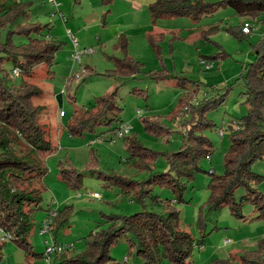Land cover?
Segmentation results:
<instances>
[{"label":"rangeland","instance_id":"rangeland-1","mask_svg":"<svg viewBox=\"0 0 264 264\" xmlns=\"http://www.w3.org/2000/svg\"><path fill=\"white\" fill-rule=\"evenodd\" d=\"M18 1L32 3L33 15L35 12L42 13L39 23L50 24L51 30L53 26L58 27L57 33L63 31L55 8L46 0ZM202 1L216 3L221 0ZM72 4H76L75 0ZM35 15L33 19L36 18ZM164 22H168V32L164 33L160 44V56L148 41L135 43V47L140 49L137 52L140 58L136 60L144 64L143 72L137 79L130 78L122 82L121 79L107 76V73L114 69L109 57L115 55L121 59L124 57L123 53L121 55L112 50L92 46L87 48L93 49L94 53L83 55L81 63L77 62L72 57L73 46L67 36L58 40L64 45L57 52L53 66L40 64L36 67L30 82L41 93L39 97L34 98L33 105L40 108L38 122L45 129L46 138L56 149L55 154L46 161L48 174L44 179L46 189L42 195L41 208L35 211L31 218L34 229L29 242L33 246V252L44 254V257L27 256L22 248L6 237L8 233L0 230V244L4 245L0 264H53L56 256L46 259L45 241L50 244L55 242L64 246L72 245L68 256L80 254L86 249V238L99 228L106 227V217H127L143 210V206L133 200L134 194H125L117 186H108L106 179L98 178L99 172L138 182H144L150 176L149 173H141L134 166L124 138L114 137L115 142L110 141L109 131L115 128L116 124L110 129L101 126L94 133H84L82 136H71L69 132V125L73 122L76 110H90L97 98L118 88L122 125L131 126L128 136L136 137L151 151L163 154L151 164L153 172H168L170 165L164 155L177 152L183 144L186 121L189 119L183 116L174 119L173 115L186 92L198 85L196 104L204 97H218L228 92L225 103L207 114V118L215 124V129L207 130L204 134L213 142L215 151L211 160H203L200 163L205 172L198 173L193 181L185 182L187 189L182 203L174 201L176 196L170 189L157 187L154 195L162 200H173L174 206L180 212L182 229L196 240H204L201 247L195 248L191 264H211L215 260H230V264H241L239 259L243 254L258 251V245L264 240V221L253 220L256 214L251 205H246L243 209L247 221L232 215L227 207L211 211L208 203V185L209 172L222 175L225 171V155L230 146L229 126H237L248 113L245 86L242 82L239 83L238 79L244 74V67L254 60L253 45L264 37V14L257 19L241 18L232 8L227 7L221 8L213 16L204 17L198 23L188 18L165 19ZM240 24H249L252 27L251 34L243 40L237 39L228 30ZM209 26H219L220 30L206 40L202 31ZM50 29L47 35H50ZM25 41L23 37L16 39L18 45H23ZM83 51L84 48H79L80 53ZM203 57L213 64L211 71H206L204 66H201ZM8 70V85L19 88L21 76L14 75L10 67ZM163 73L164 79H152L153 74ZM177 77L187 79L183 82L189 85L186 88L177 86ZM133 88L143 89L145 93L134 95L131 93ZM139 111L141 117L138 115ZM153 117L159 119L168 134L158 136L145 129L144 120ZM253 166L254 171L264 174V160ZM62 168H73L84 174L79 187H70L63 182ZM92 172H95L93 176ZM257 188L264 193V182ZM94 194H99L100 198H94ZM244 194V189L238 190L235 199L239 201ZM146 205L148 210L162 212V207L154 205L151 200L147 201ZM65 209L69 214L68 222L57 233L56 238L52 235L41 236L42 224L48 215ZM111 256V264H145L144 260L130 249L127 238L120 239L114 245Z\"/></svg>","mask_w":264,"mask_h":264},{"label":"trees","instance_id":"trees-1","mask_svg":"<svg viewBox=\"0 0 264 264\" xmlns=\"http://www.w3.org/2000/svg\"><path fill=\"white\" fill-rule=\"evenodd\" d=\"M102 1L105 6H110L115 0ZM32 5L18 0H0V230L8 233L10 239L27 256L43 258L44 254L33 252L29 242L34 229L31 218L41 208L42 195L46 189L44 179L48 174L46 161L55 154L56 149L38 122L40 108L33 105V100L41 92L30 79L40 64L53 66L55 56L64 44L48 37L50 24L30 23ZM227 7L232 8L241 18L257 19L264 14V0H221L216 3L202 0H157L149 5L148 10L153 23L175 18H188L198 23L204 17L213 16L221 8ZM107 15L105 13L103 16V24ZM243 27L240 24L228 30L234 37L243 40L248 36L243 33ZM218 30L219 26L206 27L202 36L209 40ZM22 37L26 43L18 45L16 39ZM163 39V33L147 36L148 44L158 56L162 54L160 44ZM129 45L128 38L121 36L114 50L121 51L124 57H109L114 69L107 73L108 77L136 79L142 74L144 64L128 55ZM253 54L254 60L244 67V74L238 79L245 86L248 113L237 126H229L230 146L225 155V171L222 175L209 172L208 203L211 211L227 207L232 215L244 221L248 219L243 209L251 205L256 214L253 220L264 221V193L257 188L264 182V174L254 171L253 166L264 160V37L253 45ZM201 59L210 62L205 57ZM9 67L12 72L16 69L20 71L19 88L7 83ZM164 78V73L152 75L154 80ZM183 81L187 79L177 77L176 85L186 88L189 84ZM119 91L118 88L97 98L90 110H76L73 122L69 125L71 136L94 133L101 126L110 129L116 124L109 131L110 141L113 140L123 124L120 119L122 108L118 99ZM131 93L143 95L145 92L133 88ZM197 95L198 85L186 92L173 115L174 119L183 116L188 117L189 121H186L181 148L173 154L164 155L170 165L168 172H153L151 168V164L163 154L151 151L136 137L126 136V149L134 166L141 173H149L148 179L138 182L98 173V178L106 179L108 186H117L125 194H134L133 200L141 204L143 210L127 217H106V227L99 228L86 238L84 252L68 256L71 249H67L55 255L53 264H111V250L122 238H127L130 249L145 264H191L195 248L201 247L204 240H196L184 231L180 212L173 200H162L154 195V190L157 187L170 189L176 196L174 201L182 203L187 189L185 182H191L198 173L205 172L200 163L210 160L215 151L213 142L204 134L207 130L215 129V124L207 118V114L225 103L228 92L218 97H204L196 104ZM144 125L148 132L158 136L169 133L156 117L145 119ZM61 177L68 186L77 188L84 174L73 168H62ZM240 189H244L245 194L237 201L235 195ZM149 200L161 206L162 212L148 210L146 203ZM47 212L50 213L49 210ZM68 215L67 209L56 212L52 224L53 237L56 238L57 233L65 227ZM3 248L4 245L0 244V261ZM263 252L264 240L258 245V251L243 254L239 261L241 264H264ZM211 264H230V260H215Z\"/></svg>","mask_w":264,"mask_h":264},{"label":"crops","instance_id":"crops-1","mask_svg":"<svg viewBox=\"0 0 264 264\" xmlns=\"http://www.w3.org/2000/svg\"><path fill=\"white\" fill-rule=\"evenodd\" d=\"M58 2L60 12L55 11V13L60 18L63 31L57 33L58 27L53 26L48 37L58 41L67 36L71 43L70 32L78 40L79 48L88 49L87 47L97 46V48L112 50L122 55L121 51H114V46L121 36H126L130 44L128 55L136 59L140 58L137 53L140 49L135 47L136 42L146 43L149 34L168 32L166 29L168 22H164L165 19L156 23H153L151 19L148 7L157 0H115L110 6H105L102 0H75L76 4H72L73 0H58ZM32 10L33 7L30 12V22H40L39 17L42 13L35 12V20ZM105 13L108 15L103 24ZM60 14L64 16V19ZM71 44L73 46V43ZM74 47H71V50L74 51ZM125 80L121 79L122 82Z\"/></svg>","mask_w":264,"mask_h":264},{"label":"built area","instance_id":"built-area-1","mask_svg":"<svg viewBox=\"0 0 264 264\" xmlns=\"http://www.w3.org/2000/svg\"><path fill=\"white\" fill-rule=\"evenodd\" d=\"M47 3H49L51 6H53L55 8V10L59 13L60 11V3L58 2V0H46ZM62 16V18L64 19V16L62 14H60ZM252 32V27L249 24H244L243 27V33L244 34H251ZM70 38L72 39V43L74 47V52L72 54V57L74 60H76L77 62L81 63V59L83 55H92L94 53L93 49H84V51L82 53L79 52V46H78V40L76 38H74L72 36V34L69 32ZM201 65L204 66V69L206 71H209L213 68V64L207 63L205 61L201 62ZM14 75L18 76L20 75V71L18 69L13 71ZM61 115L63 116L64 113L62 112ZM139 117H141V113L140 111L138 112ZM131 132V126L130 125H122L121 129L117 132L115 138H119V139H123L126 136H128ZM112 142H115L114 139L112 140ZM94 143V142H93ZM94 198L99 199L100 196L99 194H94L93 195ZM56 217V212H53L52 214H50L43 222L42 224V230H41V236H48V235H52V224H53V220ZM6 237L11 238L10 235H7ZM47 248H46V259H50L51 256L53 255H57V254H62L64 253L67 249H72L73 246H64V245H60V244H56L55 242H53L52 244H50L48 241H45Z\"/></svg>","mask_w":264,"mask_h":264}]
</instances>
